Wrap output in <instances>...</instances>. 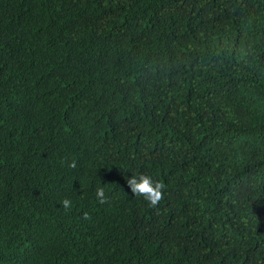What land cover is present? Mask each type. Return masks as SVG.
Returning a JSON list of instances; mask_svg holds the SVG:
<instances>
[{"label":"trees","instance_id":"1","mask_svg":"<svg viewBox=\"0 0 264 264\" xmlns=\"http://www.w3.org/2000/svg\"><path fill=\"white\" fill-rule=\"evenodd\" d=\"M0 264H264V0H0Z\"/></svg>","mask_w":264,"mask_h":264},{"label":"clouds","instance_id":"2","mask_svg":"<svg viewBox=\"0 0 264 264\" xmlns=\"http://www.w3.org/2000/svg\"><path fill=\"white\" fill-rule=\"evenodd\" d=\"M76 166V161L74 159L68 162L69 168L75 169ZM125 179L130 195L142 197L152 209H157V211H159L158 205L165 199V184L161 183L159 180H154L151 175L143 172L131 174ZM96 198L100 204L108 203V198L103 187H98L96 189ZM62 205L66 211L70 210L72 208V201L68 198H64L62 200ZM84 218H89L88 213H84Z\"/></svg>","mask_w":264,"mask_h":264}]
</instances>
